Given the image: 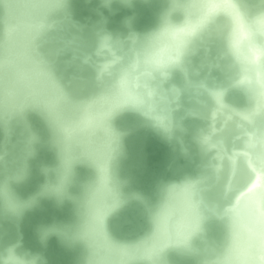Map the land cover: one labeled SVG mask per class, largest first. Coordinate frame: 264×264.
<instances>
[{
    "label": "clouds",
    "instance_id": "obj_1",
    "mask_svg": "<svg viewBox=\"0 0 264 264\" xmlns=\"http://www.w3.org/2000/svg\"><path fill=\"white\" fill-rule=\"evenodd\" d=\"M98 2L102 8L139 5L151 11L148 6L154 0ZM73 3L57 0L56 6L71 17ZM254 3L259 4L255 10L251 8ZM231 6L239 16L211 11L219 5L208 0H168L144 29L135 27V13L125 16L124 32L110 29L107 16L101 14L95 28L97 53H108L110 59L95 66L97 80L107 78L100 91L73 99L53 82L48 96H24L17 101L15 115L40 109L48 116L60 164L57 182L47 190L58 198L66 197L74 160L87 161L92 168L93 176L79 201L76 228L64 233L66 239L83 245L82 264H131L133 260L166 264L163 254L169 249L192 251V241L203 234L210 215L222 223L223 236L198 264H264V181L251 186L252 177H246L243 166L248 158L257 166L264 160V0H232ZM213 41L218 42L219 53L210 67H223L226 82H194L192 58ZM177 77L182 83L176 82ZM230 91L239 94L243 107L226 102ZM200 95L207 100L199 99ZM124 112L141 117L169 144L182 142L189 117L207 121L192 139L209 157L206 168L211 177H188L170 186L169 198L175 190L180 191L183 212L178 218L154 213L148 242L136 249L110 242L102 232L111 202L101 194L111 191V159L121 136L113 120ZM225 132H230L232 141ZM26 177V165L16 156L10 158L0 142V233L28 207L13 188ZM210 187L217 190V199L206 198ZM47 235V231L42 233L41 241ZM0 264L46 262L42 254L24 249L16 241L0 248Z\"/></svg>",
    "mask_w": 264,
    "mask_h": 264
},
{
    "label": "water",
    "instance_id": "obj_2",
    "mask_svg": "<svg viewBox=\"0 0 264 264\" xmlns=\"http://www.w3.org/2000/svg\"><path fill=\"white\" fill-rule=\"evenodd\" d=\"M228 2L231 6L232 0ZM56 3L57 0H0V142L10 158L16 156L26 165V179L13 188L21 200L28 202L19 219L0 233V248L20 241L24 249L42 254L46 264H82L83 245L66 239L64 233L76 228L79 201L84 185L93 176L92 168L87 161L74 160L66 197L58 198L47 190L48 185L57 182L56 169L60 164L48 116L40 109L15 115L17 101L24 96H48L53 82L73 99L99 92L107 78L98 81L95 66L110 59L108 53H97L95 28L101 14L107 16L110 29L124 32L123 18L135 13V27L144 29L152 24L153 13L166 7L168 0H154L148 6L151 11L139 5L132 9L115 4L102 8L98 0H74L71 17L58 10ZM258 7V3L251 5L253 10ZM230 9L239 16L236 8ZM213 12L232 15L222 8ZM218 53L219 44L213 41L207 50L201 49L192 58L194 82H226L223 67H210ZM116 70L114 67L113 73ZM176 82L182 83L179 77ZM199 99L207 97L200 95ZM225 100L236 107L244 106L243 99L233 91ZM185 124L188 132L182 142L169 144L134 113L124 112L114 118L113 125L121 133L119 148L111 159V191L101 194L111 202L102 224V232L110 242L129 249L146 244L154 213L178 218L184 210L178 189L169 198L170 186L188 177H211L206 168L209 157L200 152L192 139L195 130L206 126L207 121L189 117ZM224 136L233 140L230 132ZM243 166L246 177H252V184L258 172L264 174V160L257 166L248 158ZM205 195L208 199L218 198L214 187ZM45 231L47 238L41 241ZM222 236V223L210 215L203 234L193 239L192 251L169 249L163 260L166 264H198L205 251L217 246ZM131 264L143 262L133 260Z\"/></svg>",
    "mask_w": 264,
    "mask_h": 264
},
{
    "label": "bare ground",
    "instance_id": "obj_3",
    "mask_svg": "<svg viewBox=\"0 0 264 264\" xmlns=\"http://www.w3.org/2000/svg\"><path fill=\"white\" fill-rule=\"evenodd\" d=\"M209 3H213V4H216V5H219V7H216L214 9H212L211 11H214V10H217V9H220L222 8L223 10H228L229 12H231L232 15H235V13L233 14V12L231 11L230 9V4L228 2V0H208ZM237 16V15H235ZM262 178H264V174L261 175L259 172L256 174V178H255V181L254 183L252 184V186H256L258 184H260L262 182Z\"/></svg>",
    "mask_w": 264,
    "mask_h": 264
}]
</instances>
